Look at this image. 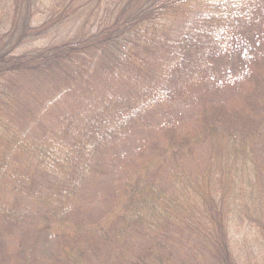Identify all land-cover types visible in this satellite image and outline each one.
Wrapping results in <instances>:
<instances>
[{
    "label": "rangeland",
    "instance_id": "obj_1",
    "mask_svg": "<svg viewBox=\"0 0 264 264\" xmlns=\"http://www.w3.org/2000/svg\"><path fill=\"white\" fill-rule=\"evenodd\" d=\"M59 2L42 0L39 13L34 17L32 27L43 24L50 25L51 29L54 27L49 29L51 36L41 45L45 42L44 46L48 47L60 45L62 40L78 31V27L63 28L58 23ZM7 5L8 0H0V21L6 15ZM148 6L154 10L144 26H139L137 32L121 45L127 59L121 56L119 63L117 54L113 65L109 63L111 60L106 59L104 66L111 67L107 75L80 84V92L84 91L87 95L90 85L96 87L107 78L114 89L120 86L132 90L135 87L140 92L137 95L146 103L144 115L140 112V116L135 117L138 119L136 125L105 149L86 198L84 196L80 208L73 212L83 221L76 222L72 216L68 228L62 230L56 222L57 225L47 232V225L54 222L51 215H47L48 200L53 197L48 199L46 193L42 195L39 192L33 200L22 204V207L29 209L26 211L29 218L21 222L26 233L16 234L14 241H25L24 254L12 259L11 264H26V259L40 261L35 264H84L74 248L73 240L70 242L65 235L72 234L78 222L86 228L106 219L121 226L123 233L118 236L114 250L120 246L124 253L136 251L150 241L158 248L161 243L164 244L162 251L174 252L182 258L187 253L199 252L211 259L204 263H213L209 254L212 249L209 247L218 233L213 235L212 232L216 226L224 225L228 229L225 228V231H231L230 235H233L235 264H264L263 143L254 139L246 142V145L238 138L234 139L235 142L224 134H220L221 137L215 134L209 138L200 136L204 116L211 115L216 107L223 106L230 112L243 111L255 98L261 97L263 0H150L149 5L146 3L142 9ZM191 30L210 35L214 46L207 47L202 68L192 71V76L185 80L187 84H183L171 74L175 48H163L161 43L168 45ZM126 42L129 44L125 45ZM155 44H160V50L154 49ZM30 49L31 46H25L16 52L24 53ZM113 72L117 75L110 77ZM32 89V94H23V98L45 100L54 91L44 83L36 84ZM172 97L175 98L170 101ZM71 98L75 99V96ZM263 103L264 99L262 106ZM40 110L38 105L37 122L47 131L51 125L60 123L57 114L40 118ZM17 123L23 127L24 118H17ZM37 129V136L26 140L25 148V142H21L20 153L12 147H2L7 138L0 140V158L6 162L12 159L7 162L9 172L6 173L10 182L25 171L22 177L26 183L30 181L27 178L29 172L37 181L54 189L52 182L44 176L46 172L41 170L48 167V170L58 172L59 167L55 162L60 160L58 154L50 150L51 145L46 140L49 135H45L46 132L38 126ZM174 132L177 138L193 137L199 143L193 144L185 154L186 165L176 175L188 179V185L184 180L186 190L172 186L167 188L165 183L170 178L164 174L165 182L154 194V198L162 202L141 209L136 201L132 208L131 198L124 194L126 184L134 181L136 184L138 174L146 176L147 167L154 169L153 162L160 161L165 147H168L166 134ZM37 168L40 169L39 173H35ZM173 184L179 185L174 180ZM135 196H139L138 192ZM18 197L9 186L0 189V202L4 207L13 208ZM22 199H19L21 203ZM131 209L136 216H140L126 221ZM22 211L25 212L24 209ZM167 213L173 216L164 217ZM141 216L148 220L142 221ZM181 219L184 220L183 224ZM143 232L146 234L143 235ZM205 242L210 244L209 250H206ZM13 245L11 241L10 251L14 249ZM212 255L217 257L215 252ZM87 259L90 264L100 263L91 255ZM2 261L0 264L8 263ZM176 261L174 264H177ZM190 263L198 264V259L191 258Z\"/></svg>",
    "mask_w": 264,
    "mask_h": 264
},
{
    "label": "trees",
    "instance_id": "obj_2",
    "mask_svg": "<svg viewBox=\"0 0 264 264\" xmlns=\"http://www.w3.org/2000/svg\"><path fill=\"white\" fill-rule=\"evenodd\" d=\"M149 2L150 0H60L58 23L63 28L78 27V31L62 40L60 45L48 47L44 46L46 42L43 45L41 43L51 36L54 27L51 29L48 24L32 27L42 0H8V10L0 21V140L8 139L4 140L6 143L2 147H12L20 153L21 142H25V148L26 140H32L33 135L37 136L38 126L46 132L45 135H49L46 140L51 145L50 150L58 154L60 162H55L59 167L58 172L48 170V167L41 170L46 172L44 176L54 185L55 188L51 189L37 181L29 172L27 178L30 181L26 183L22 177L25 171L16 175L14 182H10L6 173L9 172L7 162L12 159L6 162L4 158H0V189L4 190L5 186H9L19 196L11 209L4 207L0 202V261L11 264L12 259L24 254L25 241L16 242L14 238L18 233H26L21 222L29 218L26 213L29 209L22 207V204L33 200L37 193H46L48 199L53 197L48 200L47 215H51L50 218L54 222L49 223L45 231L52 230L56 222L60 224H56L60 229L68 228L72 216L76 222L82 220L73 212L80 208L86 198V192L99 171V160L106 153L105 149L136 125L138 119L135 117L140 116V112L144 115L146 103L137 95L139 91L135 87L132 90L120 86L114 89L107 78L100 81L96 87L90 85V93L87 95L84 91L80 92V84L107 75L111 67L104 66L106 59L111 60L109 63L112 65L117 60V54L119 63L123 57L127 59L121 45L137 32L139 26H144L154 10L149 6L142 9L146 3L149 5ZM161 45L163 48H175L170 66L171 74L179 82L187 84L185 80L192 76V71L202 68L204 57L207 55L206 49L213 47L214 41L207 33L201 34L197 30H191L178 36L176 41ZM25 46H31V49L17 53ZM154 47L160 50V44H155ZM146 68L147 64L144 65L145 73ZM116 75L113 72L110 77ZM260 79L261 97L255 98L248 104L247 110L243 111L230 112L223 106L216 107L211 115L204 116L201 126L203 132L200 136L209 138L214 134H224L232 141L238 138L239 142L244 144L259 139L264 149V103L263 106L261 104L264 99V58ZM42 83L49 84L54 89L47 99L37 101L23 98V94H32L33 86ZM177 90L180 91L179 88ZM72 96H75V99H72ZM38 105L41 108L40 118H43V115L53 117L56 114L59 117L60 123L51 125L49 132L37 122ZM21 117L24 118L23 127L17 123V118ZM166 136L168 147H165L162 159L153 162L154 169L147 167L146 176L138 174L136 184L135 181L130 182L124 188V194L131 198L132 208L136 201L141 209L151 205L157 206L162 202L154 198V194L165 182L164 174L170 178L165 183L167 188L172 186L185 191L184 180L189 184L186 177L176 175L180 174L179 170L186 165L185 154L191 150L193 144L199 143L193 137L177 138L175 132ZM39 172L40 169L37 168L35 173ZM173 180L179 185H174ZM137 192L139 196H135ZM21 197L24 198L22 203L19 201ZM155 212L157 213V210ZM139 216L131 209L126 221L135 220ZM171 216L173 215L167 213L164 217ZM140 219L148 220L143 216ZM180 222L183 224L184 220L181 219ZM225 228L227 229L224 225L216 226L212 234L218 233V237L216 235L213 242L209 239L213 243H210L211 246L205 242L206 250H209L208 246L212 249L209 254L213 263L209 264H235L231 238L233 235H230L231 231L226 232ZM122 233L121 226L106 219L86 228L78 222L72 234L65 236L70 242L73 240L74 248L83 258L84 264L91 263L87 259L88 255L100 261L99 264H174L175 260H178L177 264H194L190 263L191 258H197L198 264H208L204 262L211 260L196 251L187 253L182 258L174 252L162 251L164 244L161 243L158 248L150 241L136 251H129L130 253L122 252L120 246L114 250L118 236ZM11 241L14 243V249L10 251ZM212 252H215L217 257L213 256ZM24 262L35 264L40 261L26 259Z\"/></svg>",
    "mask_w": 264,
    "mask_h": 264
}]
</instances>
